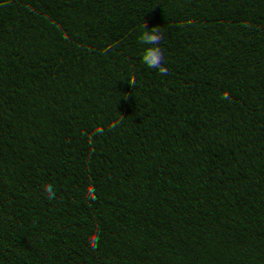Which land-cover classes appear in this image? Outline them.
Listing matches in <instances>:
<instances>
[{"label":"trees","instance_id":"1","mask_svg":"<svg viewBox=\"0 0 264 264\" xmlns=\"http://www.w3.org/2000/svg\"><path fill=\"white\" fill-rule=\"evenodd\" d=\"M0 264H264V0H0Z\"/></svg>","mask_w":264,"mask_h":264},{"label":"clouds","instance_id":"2","mask_svg":"<svg viewBox=\"0 0 264 264\" xmlns=\"http://www.w3.org/2000/svg\"><path fill=\"white\" fill-rule=\"evenodd\" d=\"M148 28V25L146 23ZM149 29V28H148ZM164 40V35L160 29L156 26L150 30L144 31L139 37L138 42L142 45H147L142 54V62L147 67L151 69L158 70L161 76H166L169 74V68L165 66V55L160 44ZM134 85L135 81H130ZM44 191L47 199H55V190L52 184H46L44 186Z\"/></svg>","mask_w":264,"mask_h":264}]
</instances>
